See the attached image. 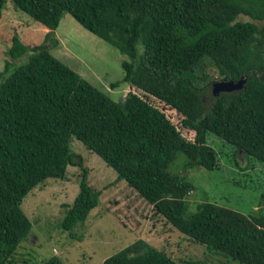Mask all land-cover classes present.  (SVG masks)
Wrapping results in <instances>:
<instances>
[{"label":"trees","instance_id":"16d2710c","mask_svg":"<svg viewBox=\"0 0 264 264\" xmlns=\"http://www.w3.org/2000/svg\"><path fill=\"white\" fill-rule=\"evenodd\" d=\"M8 1L49 30L37 44L14 31L0 73V264H17L13 255L29 236L23 197L48 178L63 179L68 165L81 166L72 136L151 205L152 218L210 252L264 264V212L246 215L209 200L187 211L193 184L167 169L178 151L186 168H216L208 133L230 144L234 156L264 165V78L257 73L264 71V0H0V22ZM65 12L127 56L124 101L51 52ZM207 60L226 78L246 77L241 89L215 95L209 108L193 76ZM86 173L82 168L61 220L71 236L99 201ZM40 264L65 263L54 254ZM101 264L191 263L138 238Z\"/></svg>","mask_w":264,"mask_h":264},{"label":"rangeland","instance_id":"374dc122","mask_svg":"<svg viewBox=\"0 0 264 264\" xmlns=\"http://www.w3.org/2000/svg\"><path fill=\"white\" fill-rule=\"evenodd\" d=\"M238 19L251 18L240 15ZM48 30L8 1L0 22V73L6 60L10 59L7 50L14 31L24 42L37 44L44 40ZM53 35L58 41L51 48L54 56L113 99L124 101L129 90L127 83L122 81L121 62L127 58L124 53L83 27L69 12L63 13ZM142 48L139 42V51ZM193 76L204 104L209 108L215 96L212 83L226 77L208 60L193 71ZM115 81H119V85L112 88L110 83ZM165 111L173 112L168 108ZM207 141L218 152L219 165L216 168H186L187 157L181 151L167 168L172 173L184 175L193 184L188 192L187 211H194L199 202L209 200L246 215L264 212V165L248 161L240 153L234 156V148L212 133L207 134ZM70 147L81 166L68 165L63 179H46L21 201V208L32 225L29 236L21 241L13 255L17 264H40L54 254L65 264H101L105 257L138 238L191 264H244L230 256L210 252L186 240L181 232L163 220L152 218L151 205L124 179H119L116 171L101 157L75 136L71 137ZM81 167L87 169L90 186L100 191L99 201L86 219L74 228L71 236L61 227V220L66 204H70L78 192Z\"/></svg>","mask_w":264,"mask_h":264},{"label":"water","instance_id":"95a60500","mask_svg":"<svg viewBox=\"0 0 264 264\" xmlns=\"http://www.w3.org/2000/svg\"><path fill=\"white\" fill-rule=\"evenodd\" d=\"M246 81V77L241 75L238 79H226L214 81L212 92L214 95H218L223 91H233L235 89H241Z\"/></svg>","mask_w":264,"mask_h":264},{"label":"flooded vegetation","instance_id":"af4514ba","mask_svg":"<svg viewBox=\"0 0 264 264\" xmlns=\"http://www.w3.org/2000/svg\"><path fill=\"white\" fill-rule=\"evenodd\" d=\"M257 73L259 74V76H261V77L264 78V71H263V72L258 71ZM230 79H231V78H230ZM235 80H236V79H235ZM235 90H239V89H235ZM233 91H234V90H233Z\"/></svg>","mask_w":264,"mask_h":264}]
</instances>
